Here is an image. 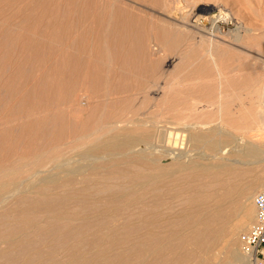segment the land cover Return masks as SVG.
<instances>
[{"label":"rangeland","instance_id":"rangeland-1","mask_svg":"<svg viewBox=\"0 0 264 264\" xmlns=\"http://www.w3.org/2000/svg\"><path fill=\"white\" fill-rule=\"evenodd\" d=\"M167 1L0 0V168L24 166L35 153L48 154L38 160L44 164L55 157L51 148L61 141L59 155L77 161L70 160V167L83 165L85 161L77 159L70 147L89 144L101 125L115 127L128 122L127 133L149 130V152L154 147L160 149L152 154L156 162H143L136 168L156 177L151 181L143 178V186L131 185L133 177L127 178L121 185L134 193L121 203L113 197L93 195L94 183L110 184L111 180L97 178L109 169H86L77 176L72 191L82 188V179L90 178L87 194L65 192L69 205V200L66 206L64 201L47 214L69 217L79 209L81 213L78 210L80 215L73 221L101 213L109 224L99 233L84 227L81 238L68 236L65 227L62 245L42 241L41 247L40 243L44 252L46 245L54 247L51 255L42 256V262L48 258L47 264H127V258L138 253L146 256L144 245L152 243L145 240L156 233V225L162 223L156 221L162 214L184 221H175L179 225L176 232L187 230V220L196 209L186 202L192 190L189 180L200 176L182 168L189 162L219 161L248 169L240 177L205 178L208 185L197 190L211 195L199 207L226 211L228 226L244 215L264 186L248 194L259 165L234 156L242 154L247 140L264 144V0ZM56 99L59 104L52 105ZM218 103L223 115L209 122L207 114L216 112ZM197 119L220 132L228 129L222 132L226 139L218 147L195 150L189 124ZM232 123L240 127L236 129ZM169 130L179 132L172 157L161 151L166 148L165 132ZM224 146L226 152L215 159L202 155L203 151L219 153ZM146 148L139 143L131 151ZM129 156L139 164L134 153ZM119 168H124L122 163ZM229 183L237 184L236 193L228 203L218 200ZM168 203L172 210L166 213ZM5 207L6 213L21 219L22 207L10 202ZM65 209L70 215L63 213ZM251 224L237 233L239 252V236ZM26 232L29 239H37L31 228ZM214 252L217 248L210 257ZM218 256L222 254L218 252Z\"/></svg>","mask_w":264,"mask_h":264},{"label":"bare ground","instance_id":"bare-ground-1","mask_svg":"<svg viewBox=\"0 0 264 264\" xmlns=\"http://www.w3.org/2000/svg\"><path fill=\"white\" fill-rule=\"evenodd\" d=\"M125 22V20L122 21V24H125ZM65 55V57L69 58V54ZM208 56L212 62L215 61L211 52H209ZM126 57L128 61L130 59L128 58V51ZM218 74L219 79L221 80V73L219 72ZM219 84H221V82H219ZM57 98L60 99L59 96ZM58 99H56V103L54 101L52 105L59 104L57 103ZM222 110L221 103H218L216 112L207 114L210 116L208 121L212 122L215 116L217 117L218 115L220 117L223 115V112L221 113ZM235 116L237 117L238 115ZM254 122L255 128H258L256 124L259 126L260 124H258L255 120ZM143 123L141 124L142 126ZM127 125L128 122L127 124L123 123L115 127L108 125L97 126L92 134V141L88 142L89 144L84 142L82 145L71 146L70 151L74 154V156L81 161H85L83 165L78 164L75 167H70L69 164H72L70 163V160L74 163L77 161H73L71 158H63L59 155L63 145L61 141L59 143L62 145L55 143L53 145L54 148H51L56 151L53 155L55 157L51 158L44 164H38V160L41 159V156L48 157V154L40 155L35 153V155H32V158H30L24 166L18 165L14 168H0V244L4 245H2L3 247H0V264H47L48 258H46V262H42V256L46 255L48 257L51 255L54 247L50 244L46 245L48 247L45 248L44 252V250H42L43 248L39 249L40 243L42 241H47L48 243L49 241H55V245H62V239L64 236L62 232L65 227L68 229L67 232L64 233H67L68 236H74L73 238L83 237L85 234L83 233L85 228H87V230L95 229L96 233L106 229L109 222L106 224V221L102 219L103 215L101 213H96L97 210H94V207H89V210L96 214L77 219L76 221L73 220H75L80 214L78 213L79 209L76 210L75 208H73L75 209L74 213L77 211L78 215H76L77 213L75 215L70 213V215L67 213L66 209L65 211L63 210V213L66 212V214L70 216L73 215L75 218L60 215L58 212L53 213L58 214V216L50 215L51 213L49 215L47 214L51 207L59 205L62 202L64 203V201L66 206V201L69 199L64 195L65 192H69L70 194L76 193L79 195L87 194V184L90 181V178H85L84 180L82 179V188L77 189V191L74 192L72 191L75 189V186H72L74 179L77 176H82L83 174L81 173L84 170L109 169L103 174L97 176V178H99V180H111L110 184L98 186L97 183L93 182V185L96 188L93 191V195H96L97 197H113L118 203H121L122 200H127V196L134 193L127 192V188H124L121 185L122 182H127V178L133 177V179H129L131 181V185L138 183L143 186L141 183L143 178H149V181H151L152 178L156 177L154 174L144 175L140 173L138 169L136 171V168H139L140 166L142 167L143 162L146 164L150 163V161L152 164L156 162L157 159L152 156V154L156 153V151L160 149L158 147H154L152 151L149 152V148L152 146V144L148 143L149 130L145 129L137 131H145L143 133H127ZM137 125L140 124L136 123L135 126ZM144 125L149 126L150 123H146ZM233 125L232 127L234 128L240 127L238 124ZM189 126L192 131L190 137L194 143L195 150L201 147H218L220 142L226 139L222 136V132L228 131V129L225 128L224 129L227 131L222 130L220 132L218 129L214 130L211 123L201 122L199 119H197L194 123L189 124ZM103 129L107 130V133L101 134L100 132L103 131ZM109 131L113 134H108ZM259 131L261 132V130ZM165 135L166 148L161 151L166 152L167 155L170 156L172 151H174L172 148L175 145L179 132L169 130L165 132ZM229 140L230 138H228V141ZM247 141L246 143L244 142L246 146L244 147V151L241 152L242 154L238 152L240 155L235 154L234 156L236 160H241L243 162L246 160L255 161L259 165L257 167L259 170L258 177L252 185L251 190L248 192V194H253L264 184V144H259L258 142L256 143L254 140ZM231 142H234V140L232 139ZM139 143H143L148 147L145 149L146 151H131ZM224 152H226V146L222 147L219 153L213 151H203L202 155H209L211 159H215L216 155L223 154ZM133 153L136 155L134 159L139 161V164H134L135 161L131 156H129ZM179 155L180 154L177 152V156ZM106 157L109 158L105 160ZM121 163L124 168L120 169L119 167ZM47 166L50 167L52 172H49L50 170L47 169ZM182 168L200 174V176L195 179L189 180L192 190L190 189L191 192L186 195V202H189L190 205L196 207V209L187 220V230L176 232V229L179 227L176 222L183 224L184 221L182 219L171 220V217L162 214L159 216L158 221H156L158 223L162 222L160 225H156V233H150L145 240L146 243H152V245H144L146 249V256L142 253H138V255L133 256L132 258H127V264L242 263L244 257L235 247L237 241L236 237L240 230L247 228L253 221L255 212L254 204L251 203L250 205H247L244 215L240 216L235 223L228 226L226 222L228 213L226 211L221 210L219 207H216L213 210H205L199 207L200 203L210 199L211 195L203 194V192H199L197 190L198 188H204L208 185V182L204 180L205 178L216 179L220 177V175H233L234 177H240L248 172V169H244V167L241 166H232V164L219 161H212L209 163L192 161ZM193 184H195L196 187H194ZM219 185L224 186L223 182H219ZM236 191L237 184L229 183L224 191L223 189L220 191L218 200L228 203V201H230V197L232 194L236 193ZM186 192L184 194H186ZM138 194L141 195L142 192ZM8 202L13 204V206L15 204V206L19 205L22 207L20 210L21 212L19 213V217L21 216V219H15L14 214L6 213L5 204ZM67 203L69 205L70 200L69 202L67 201ZM57 207L55 208L59 209ZM55 208H52L50 212L54 211ZM68 209H70V206H68ZM165 209H167L166 213H168L172 210L171 205L168 203ZM168 227L170 230L167 231ZM28 228H31V232L37 235V239L32 240L28 238L26 232ZM174 230L175 233H173ZM81 240L83 241V239ZM43 244L44 243H41V247H43ZM186 244L193 246L190 249ZM215 248H217V253L214 252L210 257V253ZM218 252L222 254L221 257L218 256ZM65 263L71 264V262H54L52 264Z\"/></svg>","mask_w":264,"mask_h":264},{"label":"built area","instance_id":"built-area-1","mask_svg":"<svg viewBox=\"0 0 264 264\" xmlns=\"http://www.w3.org/2000/svg\"><path fill=\"white\" fill-rule=\"evenodd\" d=\"M255 217L250 227L239 236L244 257L241 264H264V186L254 195Z\"/></svg>","mask_w":264,"mask_h":264}]
</instances>
